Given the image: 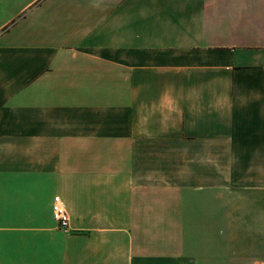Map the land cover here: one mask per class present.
Returning a JSON list of instances; mask_svg holds the SVG:
<instances>
[{
	"label": "crops",
	"instance_id": "obj_1",
	"mask_svg": "<svg viewBox=\"0 0 264 264\" xmlns=\"http://www.w3.org/2000/svg\"><path fill=\"white\" fill-rule=\"evenodd\" d=\"M0 264H264V0H0Z\"/></svg>",
	"mask_w": 264,
	"mask_h": 264
},
{
	"label": "built area",
	"instance_id": "obj_2",
	"mask_svg": "<svg viewBox=\"0 0 264 264\" xmlns=\"http://www.w3.org/2000/svg\"><path fill=\"white\" fill-rule=\"evenodd\" d=\"M53 214L60 229L67 231L69 229V217L60 197L54 199Z\"/></svg>",
	"mask_w": 264,
	"mask_h": 264
}]
</instances>
